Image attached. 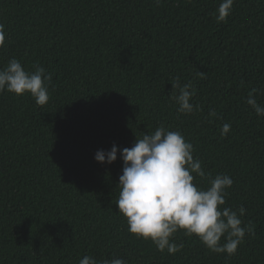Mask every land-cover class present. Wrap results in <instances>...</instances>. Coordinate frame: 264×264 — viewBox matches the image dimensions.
Listing matches in <instances>:
<instances>
[{
    "label": "trees",
    "instance_id": "16d2710c",
    "mask_svg": "<svg viewBox=\"0 0 264 264\" xmlns=\"http://www.w3.org/2000/svg\"><path fill=\"white\" fill-rule=\"evenodd\" d=\"M220 3L0 0V68L16 58L52 76L43 106L0 93V264H264V116L246 103L255 88L264 105V0H234L217 23ZM176 77L192 84L199 110L178 112ZM161 125L193 144L206 173L195 184L208 187V173L233 179L223 207L243 206V224L255 226L235 255L183 230L170 255L128 231L116 205L123 160L95 154L131 148Z\"/></svg>",
    "mask_w": 264,
    "mask_h": 264
},
{
    "label": "clouds",
    "instance_id": "9594fccd",
    "mask_svg": "<svg viewBox=\"0 0 264 264\" xmlns=\"http://www.w3.org/2000/svg\"><path fill=\"white\" fill-rule=\"evenodd\" d=\"M157 3L160 0H156ZM234 0H221L217 9V23L226 22ZM4 25L0 24V47L5 43ZM201 78L204 73L197 74ZM52 79L45 68L36 66L28 71L20 60L12 58L0 68V93L5 90L17 95L30 93L38 105L48 103L50 96L47 82ZM171 99L178 105V112L191 114L199 110L191 101L196 91L191 83L181 85L176 77ZM178 89V93L175 90ZM191 89V91H190ZM252 89L246 100L258 116H264V105L258 103ZM215 117L217 113H210ZM231 125L225 123L221 136L225 137ZM193 144L180 131H169L163 125L154 132L137 137L131 148L123 149L113 145L110 151L99 150L95 159L111 164L118 158L123 160L122 175L119 177V196L116 200L119 212L127 219L128 231L137 238L151 240L161 252L167 250L172 255L182 250L184 245L172 241L180 230L186 236H197L212 252L228 256L235 255L246 234L255 235V226L243 224L241 219L246 209L223 207L228 195L227 189L234 184L227 174L211 178L208 173V187L194 183V175L206 177L202 162L193 157ZM222 238L225 240L221 244ZM79 264H127L123 259L97 261L84 256Z\"/></svg>",
    "mask_w": 264,
    "mask_h": 264
}]
</instances>
